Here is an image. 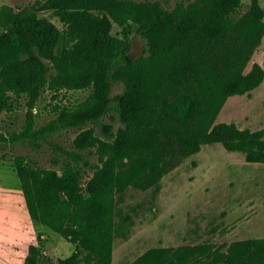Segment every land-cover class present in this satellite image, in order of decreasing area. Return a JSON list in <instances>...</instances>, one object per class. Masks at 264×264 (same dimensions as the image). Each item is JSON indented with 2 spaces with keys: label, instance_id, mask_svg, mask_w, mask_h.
Masks as SVG:
<instances>
[{
  "label": "trees",
  "instance_id": "16d2710c",
  "mask_svg": "<svg viewBox=\"0 0 264 264\" xmlns=\"http://www.w3.org/2000/svg\"><path fill=\"white\" fill-rule=\"evenodd\" d=\"M164 1L37 0L0 9V115L26 100L22 129L0 133V141L78 130L71 149L57 147L52 168L13 161L28 216L75 248L54 259L33 243L21 264H113L122 229L117 196L128 187L158 192L162 178L203 145L220 143L247 163L264 164V128L216 122L229 97L264 80L256 62L245 72L264 37L259 0L178 1L171 9ZM36 11H51L63 29ZM130 24L146 45L133 60ZM116 84L122 91L112 96ZM86 89L83 101L56 103L53 118L37 127L33 109L45 92L55 101L62 91ZM129 264H264V237L150 248Z\"/></svg>",
  "mask_w": 264,
  "mask_h": 264
},
{
  "label": "rangeland",
  "instance_id": "374dc122",
  "mask_svg": "<svg viewBox=\"0 0 264 264\" xmlns=\"http://www.w3.org/2000/svg\"><path fill=\"white\" fill-rule=\"evenodd\" d=\"M178 1L166 0L171 9ZM37 0H0V9L10 6L21 9ZM247 6L250 0H242ZM264 9V0H259ZM36 6V5H35ZM63 29L51 11H36ZM0 26V33L2 32ZM120 29L113 22V33ZM121 36V35H120ZM128 58L133 60L146 48L137 34V27L127 28ZM264 68V37L245 69L253 63ZM122 91L112 87L111 95ZM90 90L62 91L59 98L45 92L36 102L37 127L53 118L54 105H73L83 101ZM25 99L12 112L0 115V133L7 136L19 132L25 121ZM104 122L118 127L117 119L108 116ZM216 122L235 123L240 129L264 128V80L249 94L229 97ZM78 130L68 129L38 142L6 143L0 141V264H21L30 244L41 242L42 254L51 258H67L74 246L58 233L33 221L26 211L13 161L23 157L41 168H52L58 158V146L72 148ZM95 163V157L90 158ZM158 192L128 187L117 196V221L122 229L114 241L113 264H129L150 248L177 247L264 237V164L247 163L239 152H228L220 143L206 144L200 152L165 175ZM122 233H125L122 234Z\"/></svg>",
  "mask_w": 264,
  "mask_h": 264
}]
</instances>
